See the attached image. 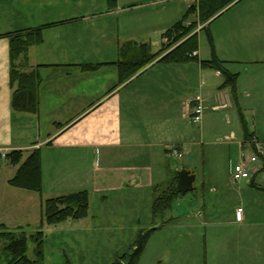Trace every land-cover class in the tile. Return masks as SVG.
Listing matches in <instances>:
<instances>
[{
  "label": "crops",
  "instance_id": "crops-1",
  "mask_svg": "<svg viewBox=\"0 0 264 264\" xmlns=\"http://www.w3.org/2000/svg\"><path fill=\"white\" fill-rule=\"evenodd\" d=\"M126 1L117 0V6L110 8L108 0H0V153L23 151L26 160L39 149L43 193L49 198L84 191L90 197V191L104 189L98 184L109 171H150L164 164L168 187L183 168L197 176V164L185 165L187 154H192L197 144L194 135L199 134L192 113L195 102L202 101L197 95L199 87H205L206 78L214 77V72L201 66L199 53L198 62L189 64L161 63V56L119 84L118 64L120 47L127 42L151 46L161 41L163 45V35L180 21L183 7L189 9L198 0L185 6L175 0ZM36 29L42 30L43 42L32 45L16 65L24 73L37 71L41 77L38 112L20 113L12 106L18 84L12 82L7 35ZM218 57L229 62L220 54ZM86 65L98 68L84 69ZM216 75L221 78L219 72ZM259 89L264 103V84ZM254 126V131H249L251 142L244 139L230 148L239 152L247 145L253 147L255 141L264 144V131L260 130L264 117ZM89 160L96 169L90 180L83 174ZM174 160L184 167L173 168ZM235 165H229L232 182ZM99 167L104 172L98 173ZM255 167L264 170V162ZM13 168L11 176L0 179V196L8 199H18L17 189L9 184L17 172ZM203 176L199 186L205 200L208 192L218 193L219 185ZM252 181L254 184L255 179ZM123 185L134 187L138 181ZM167 189L158 193L154 187L152 211ZM19 206L22 211L23 204ZM1 225L8 229L11 224Z\"/></svg>",
  "mask_w": 264,
  "mask_h": 264
},
{
  "label": "rangeland",
  "instance_id": "rangeland-1",
  "mask_svg": "<svg viewBox=\"0 0 264 264\" xmlns=\"http://www.w3.org/2000/svg\"><path fill=\"white\" fill-rule=\"evenodd\" d=\"M175 1L185 6L190 0ZM240 2L209 24L216 56L220 54L229 60L224 63V69L237 75L238 80L235 90L224 87L225 76L221 75L219 80L217 71L208 69L215 76L206 78V86L200 85L198 89L197 95L206 110L202 124L195 125L199 131L194 135L197 144L193 153L187 154L185 164H197L195 191L180 197L172 213L162 219L151 208L153 189L157 186L158 193H162L176 185L175 181L173 186L166 185L168 169L164 164L157 170L132 168L125 174L122 171L106 173L99 167L101 171L97 172L103 171L107 178L98 186L105 190L90 191L87 216L56 225L48 223L45 208L50 198L43 191L17 189L18 199L1 195L0 232L5 229L1 224L6 222L11 224L6 230L25 235L31 261L36 260L37 244L33 236L38 233L43 234L44 264H114L135 247L141 232L156 229L138 264H264V170L251 172V177L239 184L231 181L229 173L230 162L238 163L243 153V149L238 152L229 145L244 143V125L253 132L254 122L264 117L263 93L259 89L264 84L261 63L264 60V0ZM187 11L183 7L182 18ZM203 28L200 25L193 34L199 36L201 60L208 61L212 59V47ZM151 47L154 53H159L162 42ZM260 130L264 131V126ZM245 148V155L254 153L250 145ZM259 160L264 162L262 158ZM173 162V168L184 167L176 160ZM0 168L2 180L11 176L14 169L6 162L0 163ZM94 169L89 160L83 170L84 178L90 180ZM203 174L206 181L219 185L218 193L208 192L205 200L199 186L204 180ZM252 179H255L254 185ZM135 180L138 185L134 187L122 186ZM19 204H23L22 211ZM0 256V264L10 263L6 256Z\"/></svg>",
  "mask_w": 264,
  "mask_h": 264
},
{
  "label": "trees",
  "instance_id": "trees-1",
  "mask_svg": "<svg viewBox=\"0 0 264 264\" xmlns=\"http://www.w3.org/2000/svg\"><path fill=\"white\" fill-rule=\"evenodd\" d=\"M241 0H198L196 4L190 6L185 16L180 22L175 24L163 35L164 43L159 53L154 54L150 45L127 42L120 47L119 55V84L131 79L133 76L144 70L162 56L161 63L189 64L198 62V57H190L199 51V36L193 34L200 25H204L202 31H206L212 47V59L202 61L201 66L204 69H213L225 76L224 87L236 89L238 80L237 75L230 74L224 69V62L216 56L213 39L209 30V23L222 16L232 5ZM110 8L117 6V0H108ZM11 43V77L12 82L18 84V89L13 95V109L20 113L38 112V88L42 82L37 71L24 73L16 65L21 56H24L32 45H39L43 42L42 30H29L7 35ZM175 47L168 53L170 48ZM166 53V54H164ZM88 70H95L98 66L86 65L83 67ZM243 122L244 119L242 118ZM245 142H251L253 135L244 125ZM6 160L9 165L16 167L17 172L14 178L9 182L15 189H22L32 192L43 191V172L41 151H33L29 157L24 160L23 151H14L7 154L5 158L0 153V163ZM177 182V176L175 178ZM254 185V184H253ZM173 186V185H172ZM181 197L176 185L169 187L163 193L154 205L153 214L162 219L170 211L176 200ZM89 193L77 192L69 195L50 198L46 203L45 215L48 223L51 225L59 224L67 220L83 219L88 214ZM64 205V208H60ZM156 231L141 232L136 241V245L131 251L118 258L114 264H138L139 259L147 245L150 237ZM37 244L34 251L36 260L31 261L27 256L28 239L25 235H16L15 232L6 229L0 232V255L6 256L10 260L9 264H44L43 257V234L38 233L33 236ZM3 245V246H2ZM1 257V256H0Z\"/></svg>",
  "mask_w": 264,
  "mask_h": 264
},
{
  "label": "built area",
  "instance_id": "built-area-1",
  "mask_svg": "<svg viewBox=\"0 0 264 264\" xmlns=\"http://www.w3.org/2000/svg\"><path fill=\"white\" fill-rule=\"evenodd\" d=\"M196 54H193L190 57H195ZM205 106L204 103L198 99L195 102V106L193 108L192 113V121L193 123L200 125L203 120V116L205 113ZM253 154L247 156L245 155V152L243 151L241 155V160L236 163V165L233 167L232 171V180L235 183L241 182L243 180H247L251 177V172L259 171L255 165L259 162L262 163L259 159L262 158L264 160V146L261 143L254 142L253 143ZM3 157L6 156V154L2 155ZM240 213V211H239Z\"/></svg>",
  "mask_w": 264,
  "mask_h": 264
},
{
  "label": "water",
  "instance_id": "water-1",
  "mask_svg": "<svg viewBox=\"0 0 264 264\" xmlns=\"http://www.w3.org/2000/svg\"><path fill=\"white\" fill-rule=\"evenodd\" d=\"M197 176L191 171L183 168L177 173V190L182 195L185 196L191 192L195 191V183Z\"/></svg>",
  "mask_w": 264,
  "mask_h": 264
}]
</instances>
